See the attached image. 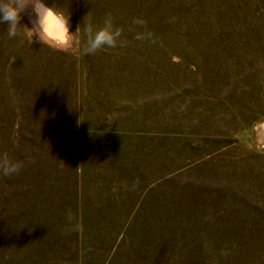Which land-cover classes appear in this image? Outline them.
<instances>
[{"label":"rangeland","instance_id":"1","mask_svg":"<svg viewBox=\"0 0 264 264\" xmlns=\"http://www.w3.org/2000/svg\"><path fill=\"white\" fill-rule=\"evenodd\" d=\"M48 2L80 48L0 24V264H264V0Z\"/></svg>","mask_w":264,"mask_h":264},{"label":"clouds","instance_id":"2","mask_svg":"<svg viewBox=\"0 0 264 264\" xmlns=\"http://www.w3.org/2000/svg\"><path fill=\"white\" fill-rule=\"evenodd\" d=\"M25 12L31 25L23 24L28 40L56 51H74L81 47L76 29L70 31L69 15L53 8L48 0H0V24L6 25L9 39L17 36L21 15ZM84 36L81 50L86 55H92L98 50L116 47L121 40V30L114 27L112 17L106 15L101 27L93 29L90 24L86 25ZM19 169L18 162L5 158L0 164V175L11 176Z\"/></svg>","mask_w":264,"mask_h":264}]
</instances>
